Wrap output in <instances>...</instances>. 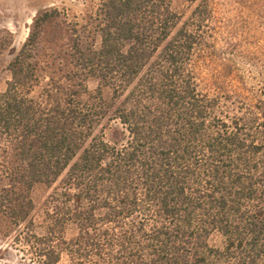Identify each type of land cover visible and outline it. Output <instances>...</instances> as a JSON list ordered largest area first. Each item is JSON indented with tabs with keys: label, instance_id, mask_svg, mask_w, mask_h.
<instances>
[{
	"label": "trees",
	"instance_id": "trees-1",
	"mask_svg": "<svg viewBox=\"0 0 264 264\" xmlns=\"http://www.w3.org/2000/svg\"><path fill=\"white\" fill-rule=\"evenodd\" d=\"M189 1L184 23L174 0H96L45 37L58 10L35 20L0 94V215L36 263L264 264V49L219 47Z\"/></svg>",
	"mask_w": 264,
	"mask_h": 264
},
{
	"label": "rangeland",
	"instance_id": "rangeland-1",
	"mask_svg": "<svg viewBox=\"0 0 264 264\" xmlns=\"http://www.w3.org/2000/svg\"><path fill=\"white\" fill-rule=\"evenodd\" d=\"M208 1L215 16L213 25L217 29L219 47L234 43L241 49L249 46L252 52L264 49V45L261 44L264 38V15L260 21L258 18L260 8L254 0ZM199 3L200 1L193 3L189 0H174L172 10L182 16L184 23ZM96 8V0H0V94L7 89V83L11 80L9 66L26 43L36 19L52 9H57L58 15L62 17V20L56 19L52 24L44 27L45 37L48 34H57L62 28L66 29L65 21L69 23L70 28L77 23L78 25L87 23ZM257 38L258 43L255 45ZM99 45L98 40L96 47ZM43 46L46 50L49 47L50 50L51 46L48 43H43ZM236 60L243 68L247 82L250 85L254 84L258 80L257 71L252 70L243 58L238 57ZM88 87L94 92L98 82L90 80ZM105 95L109 96L108 91ZM51 192V189L44 185H38L32 191L31 196L36 206L38 221L42 220L44 206ZM75 233V228L70 227L69 237ZM17 234L18 228L10 219L0 215V264H38L31 260L30 254L25 253L24 246L15 242Z\"/></svg>",
	"mask_w": 264,
	"mask_h": 264
}]
</instances>
